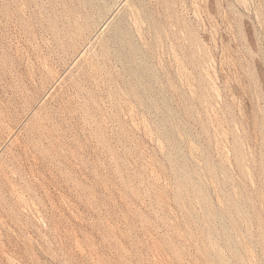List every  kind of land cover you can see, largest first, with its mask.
Here are the masks:
<instances>
[{"label": "rangeland", "instance_id": "374dc122", "mask_svg": "<svg viewBox=\"0 0 264 264\" xmlns=\"http://www.w3.org/2000/svg\"><path fill=\"white\" fill-rule=\"evenodd\" d=\"M75 1L0 0V264H264V0Z\"/></svg>", "mask_w": 264, "mask_h": 264}, {"label": "bare ground", "instance_id": "6f19581e", "mask_svg": "<svg viewBox=\"0 0 264 264\" xmlns=\"http://www.w3.org/2000/svg\"><path fill=\"white\" fill-rule=\"evenodd\" d=\"M67 1H68V0H67ZM76 1H77V2H76ZM76 1H75V2H76L77 4H75V5H74V4L71 5L70 2L68 3V4H70L71 6L68 8V10L66 9L67 11H64V10H63L64 12H66V13L64 14V15H65V19H64V22H63V23H62V20H61V22H60V24H61V23L63 24V25H62V26H63V29L61 28L62 26H61L60 28L63 30V33H65V38H66V40H68L70 43H73L75 40L77 41V37H81V35L84 33L85 29L88 28L87 26H89V24H90V18H91V17H94L93 14L96 13L97 11H101L102 8H104V4L107 2V0H76ZM113 1H114V0H113ZM115 1L118 2L119 0H115ZM121 1H122V0H121ZM126 1H128V0H126ZM131 1H132V0H131ZM137 1H139V0H137ZM145 1H146V0H145ZM257 1H258V0H257ZM148 2H149V1H148ZM163 2H164V1L162 0L161 3H163ZM191 2H192V1H191ZM201 2H202V0H201ZM235 2H236V1H235ZM263 2H264V1H263ZM62 3H63V2H62ZM64 3H66V2L64 1ZM73 3H74V2H73ZM136 3H137V2H136ZM136 3H135V4H136ZM156 3H157V2H156ZM165 3H166V2H165ZM192 3H193V2H192ZM199 3H200V1H199ZM114 4H115V3H114ZM127 4H129V2H128ZM146 4H147V3H146ZM153 4H154V3H153ZM238 4H239V3H238ZM21 5H22V4H21ZM66 5H67V4H65V7H66ZM105 5H106V4H105ZM108 5H109V4H108ZM121 5H122V4H121ZM121 5H120V6H121ZM124 5H125V4H124ZM133 5H134V4H133ZM139 5H140V4H139ZM141 5L143 6V4H141ZM227 5H228V4H227ZM62 6H63V5H62ZM113 6H114V5H113ZM117 6H119V3H118ZM137 6H138V5H136V7H137ZM181 6H182V5H181ZM22 7H23V6H22ZM125 7H126V6H125ZM130 7H132V6L130 5ZM138 7H139V6H138ZM150 7H151V6H150ZM165 7H166V6H165ZM197 7H198V6H197ZM200 7H201V6H200ZM20 8H21V7H20ZM48 8H49V7H48ZM57 8H59V6H58ZM109 8H110V6H109ZM116 8H117V7H116ZM168 8H169V7H168ZM178 8H179V7H178ZM118 9H119V8H118ZM120 9H121V7H120ZM127 9H129V6L127 7ZM134 9H135V8L133 7V11H134ZM137 9H138V8H137ZM161 9H162V8H161ZM54 10H56V9H54ZM103 10H104V9H103ZM107 10H108V9H107ZM107 10H106V11H107ZM112 10H114V9H112ZM131 10H132V8H131ZM143 10H144V9H143ZM63 11H62V12H63ZM121 11H122V10H121ZM125 11H126V10H125ZM133 11H132V12H133ZM136 11H138V10H136ZM141 11H142V9H141ZM162 11H163V9H162ZM181 11H182V10H181ZM196 11H197V10H196ZM202 11H203V10H202ZM56 12H57V11H56ZM62 12H61V13H62ZM108 12H110V11H108ZM122 12H123V11H122ZM143 12H144V11H143ZM169 12H170V11H169ZM169 12H167V13L170 14ZM175 12H176V11H175ZM16 13H17V12H16ZM58 13H59V10H58ZM98 13H99V12H98ZM98 13H97V16H98ZM120 13H121V12H120ZM126 13H128V11H127ZM134 13H135V12H134ZM205 13H206V12H205ZM59 14H60V13H59ZM62 14H63V13H62ZM106 14H107V13H106ZM108 14H109V13H108ZM110 14H111V13H110ZM114 14H115V13H114ZM122 14H123V13H122ZM129 14H130V13H129ZM129 14H128V15H129ZM142 14H145V12L142 13ZM159 14H161V13H159ZM181 14H182V13H181ZM22 15H23V14H22ZM51 15H52V14H51ZM56 15H58V14H56ZM60 15H61V14H60ZM95 15H96V14H95ZM101 15H102V17H99L98 19H101V18L104 17V14L101 13ZM139 15H140V13H139ZM171 15H172V14H171ZM173 15H174V13H173ZM205 15H206V14H205ZM99 16H100V15H99ZM109 16H110V15H109ZM126 16H127V15H126ZM126 16H125V17H126ZM135 16H136V15H135ZM135 16H134V18H136ZM158 16H159V15H158ZM174 16H175V15H174ZM174 16H171V17H174ZM214 16H215V15H214ZM23 17H24V16H23ZM23 17H22V18H23ZM53 17H54V16H53ZM120 17H121V16H120ZM132 17H133V16H132ZM140 17H141V16H140ZM140 17H139V18H140ZM142 17H143V16H142ZM151 17H152V16H151ZM164 17H165V16H164ZM167 17H170V16H167ZM167 17H166V18H167ZM171 17H170V18H171ZM209 17H210V16H209ZM54 18H55V17H54ZM96 18H97V17H96ZM106 18H107V17H106ZM106 18H104V19H106ZM139 18H137V19H139ZM146 18H147V17H146ZM175 18H176V17H175ZM181 18H182V17H181ZM185 18H186V17H185ZM232 18H233V17H232ZM92 19H93V18H91V22L94 21V20H92ZM94 19H95V18H94ZM107 19H108V18H107ZM140 19H141V18H140ZM140 19H139V20H140ZM144 19H145V18H144ZM159 19H161V18H159ZM48 20H49V19H48ZM52 20H53V19H52ZM52 20H51V22H52ZM109 20H111V19H109ZM122 20H123V19H122ZM126 20H127V19H126ZM130 20H131V18H130ZM134 20H135V19H134ZM134 20L132 21L133 23H134ZM147 20H148V19H147ZM151 20H152V19H151ZM169 20L171 21V19H169ZM169 20H168V22H169ZM203 20H204V19H203ZM53 21H54V20H53ZM95 21H96V20H95ZM103 21H105V20H103ZM116 21H117V19H116ZM124 21H125V20H124ZM137 21H138V20H137ZM140 21H141V20H140ZM143 21H144V20H143ZM186 21H187V20H186ZM211 21H212V20H211ZM49 22H50V21H49ZM51 22H50V23H51ZM55 22H56V21H55ZM55 22H54V23H55ZM58 22H59V20H58ZM117 22H119V21H117ZM127 22H128V21H127ZM141 22H142V21H141ZM149 22H150V21H149ZM149 22H147V23H149ZM152 22H154V21H152ZM152 22H150V23H152ZM179 22H180V21H179ZM208 22H209V21H208ZM237 22H238V21H237ZM202 23H203V22H202ZM213 23H214V22H213ZM52 24H53V23H51V25H52ZM93 24H94V23H93ZM95 24H96V23H95ZM103 24H104V23H103ZM103 24H101V25H103ZM108 24H109V23H108ZM108 24H107V25H108ZM112 24H113V23H112ZM124 24H125V23H124ZM138 24H139V23H138ZM138 24H137V25H138ZM140 24H141V23H140ZM142 24H143V23H142ZM154 24H155V23H154ZM170 24H171V23H170ZM190 24H191V23H190ZM215 24H216V22H215ZM236 24H237V23H236ZM51 25H50V26H51ZM97 25H98V24H96V26H97ZM101 25H100V26H101ZM115 25H116V24H115ZM118 25H119V23H118ZM131 25H132V24H131ZM148 25H149V24H148ZM156 25H157V24H156ZM156 25H155V29H156L157 26H158V25H157V26H156ZM200 25H201V24H200ZM59 26H60V25H59ZM111 26H112V25H111ZM123 26H124V25H123ZM134 26H135V25H134ZM143 26H144V25H143ZM150 26H151V24H150ZM164 26H165V25H164ZM209 26H210V25H209ZM216 26H217V24H216ZM89 27H90V26H89ZM112 27H113V26H112ZM125 27H126V26H124V29H125ZM136 27H137V26H136ZM136 27H135V29H136ZM138 27H139V26H138ZM141 27H142V26H141ZM145 27H146V26H145ZM159 27H160V26H159ZM170 27H171V26H170ZM53 28H54V27H53ZM55 28H56V27H55ZM58 28H59V27H58ZM109 28H110V30H111V27H109ZM121 28H122V27H121ZM150 28H151V27H150ZM150 28H147V29H150ZM200 28H201V27H200ZM28 29H29V28H28ZM49 29H50V28H49ZM49 29H48V30H49ZM93 29H94V28H93ZM97 29H99V27H98ZM133 29H134V28H133ZM133 29H132V32H133ZM135 29H134V30H135ZM157 29H159V28H157ZM184 29H185V28H184ZM186 29H187V28H186ZM203 29H204V28H203ZM205 29H206V28H205ZM211 29H212V28H211ZM237 29H238V28H237ZM51 30H52V28H51ZM56 30H57V28H56ZM56 30H55V31L53 30V31L56 32ZM94 30H96V29H94ZM115 30L117 31V29H115ZM126 30H128V29H126ZM129 30L131 31V28H130ZM129 30H128V31H129ZM141 30H142V29H140V31H141ZM153 30H154V29H153ZM188 30H189V29H188ZM209 30H210V29H209ZM58 31H60V29H59ZM90 31H92V30H90ZM98 31H100V30H98ZM111 31H112V30H111ZM116 31H115V32H116ZM122 31H124V30H122ZM136 31H138V30H136ZM140 31H139V33L137 34L138 36H139V34H141V32H142V31H141V32H140ZM148 31H149V30H148ZM158 31H159V30H158ZM161 31H162V30H161ZM167 31H168V30H167ZM185 31H186V30H185ZM218 31H219V30H218ZM235 31H236V30H235ZM49 32H50V31H49ZM51 32H52V31H51ZM61 32H62V31H60L59 33H61ZM86 32H87V30H86ZM92 32H93V31H92ZM95 32H96V31H95ZM124 32H125V31H124ZM126 32H127V31H126ZM143 32H144V31H143ZM151 32H152V31H151ZM154 32H155V31H154ZM173 32H174V31H173ZM181 32H182V31H181ZM190 32H191V31H190ZM230 32H231V31H230ZM40 33H41V32H40ZM59 33H58V34H59ZM87 33H88V32H87ZM90 33H91V32H90ZM118 33H119V27H118ZM128 33H129V32H128ZM135 33H136V32H135ZM148 33H149V32H148ZM194 33H195V32H193V34H194ZM207 33H208V32H207ZM214 33H215V32H214ZM48 34H49V33H48ZM53 34H55V33H52V35H53ZM98 34H100V32H98ZM103 34H104V33H103ZM112 34H114V33H112ZM115 34H116V33H115ZM120 34H121V36H122V33H120ZM125 34H126V33H125ZM132 34H133V33H132ZM132 34H131V35H132ZM145 34H146V32H145ZM160 34H161V32H160ZM189 34H190V33H189ZM191 34H192V33H191ZM205 34H206V33H205ZM32 35H34V34H32ZM56 35H57V34H56ZM63 35H64V34H63ZM84 35H85V34H84ZM89 35H91V34H89ZM92 35H93V34H92ZM147 35H148V34H147ZM166 35H167V34H166ZM183 35H185V34H183ZM186 35H187V34H186ZM210 35H212V34H210ZM42 36H43V35H42ZM50 36H51V35H50ZM58 36H59V35H58ZM58 36H57V37H58ZM97 36H98V35H97ZM108 36H109V35H107V37H108ZM110 36H111V35H110ZM119 36H120V35H119ZM126 36H127V34H126ZM143 36H144V34L142 35V37H143ZM188 36H189V35H188ZM215 36L217 37V35H215ZM111 37H112V36H111ZM116 37H117V36H116ZM116 37H115V38H116ZM122 37H123V36H122ZM129 37H132V36L129 35ZM133 37H134V36H133ZM146 37H147V36H146ZM153 37H154V36H153ZM166 37H167V36H166ZM166 37H165V38H166ZM176 37H177V36H176ZM183 37H184V36H183ZM189 37H191V36H189ZM192 37H193V36H192ZM44 38H45V37H44ZM63 38H64V36H63ZM65 38H64V39H65ZM91 38H92V37H91ZM140 38H141V37H140ZM143 38H144V37H143ZM143 38H142V39H143ZM150 38H151V37H150ZM156 38H157V37H156ZM211 38H213V37H211ZM52 39H55V37L52 38ZM61 39H62V37H61ZM78 39H79V38H78ZM80 39H81V38H80ZM83 39H84V38H83ZM83 39H82V40H83ZM103 39H104V38H103ZM105 39H106V38H105ZM108 39H109V38H108ZM118 39L122 40L121 38H118ZM118 39H116V40H118ZM129 39H130V38H129ZM182 39L184 40L185 38H182ZM191 39H198V37H197V38H196V37H195V38H191ZM206 39H207V38H206ZM82 40H81V42H83ZM87 40H88V39H87ZM101 40H102V39H101ZM109 40H110V39H109ZM116 40H115V41H116ZM137 40H138V39H136V41H137ZM169 40H170V39H169ZM188 40H189V39H188ZM54 41L56 42V41H59V40H54ZM68 41H67V42H68ZM90 41H91V40H90ZM105 41L107 42L108 40H105ZM105 41H104V42H105ZM125 41H126V39H125ZM138 41H139V40H138ZM152 41H153V40H152ZM196 41H197V40H196ZM208 41H209V40H208ZM44 42H45V41H44ZM52 42H53V41H52ZM59 42H60V41H59ZM63 42H64V40H63ZM98 42H100V41H98ZM102 42H103V41H102ZM113 42H114V40H113ZM144 42H147V41H144ZM144 42H143V43H144ZM157 42H158V40H157ZM157 42H156V43H157ZM187 42H188V41H187ZM199 42H201V40L198 41V43H199ZM57 43H58V42H56V44H57ZM60 43H61V42H60ZM90 43H91V42H90ZM108 43H109V42H108ZM115 43H116V42H115ZM122 43H123V41H122ZM122 43H121V44H122ZM126 43H127V42H126ZM129 43H130V42H129ZM158 43H159V42H158ZM174 43H175V42H174ZM183 43H184V42H183ZM201 43H202V42H201ZM48 44H49V43H48ZM64 44H65V42H64ZM64 44H63V46H64ZM73 44H74V43H73ZM76 44H77V43H76ZM76 44H75V45H76ZM81 44H82V43H81ZM84 44H85V43H84ZM98 44L103 45L104 43L102 44V43L100 42V43H98ZM109 44H111V43H109ZM124 44H125V43H124ZM148 44H149V42H148ZM152 44H153V42H152ZM187 44H189V42H188ZM193 44H194V43H193ZM193 44H192V45H193ZM59 45H60V44H59ZM59 45H58V47H59ZM77 45H78V44H77ZM77 45H76V47H77ZM91 45H92V44H90V46H91ZM119 45H120V44H119ZM131 45H132V44H131ZM133 45H134V44H133ZM135 45H136V44H135ZM159 45H160V44H159ZM159 45H158V46H159ZM176 45H177V44H176ZM189 45H190V44H189ZM189 45H188V46H189ZM192 45H191V46H192ZM215 45H216V44H215ZM221 45H222V44H221ZM66 46H67V45H66ZM72 46H74V45H72ZM80 46H81V45H80ZM85 46H86V45H85ZM103 46H104V45H103ZM113 46H114V45H113ZM113 46H112V47H113ZM122 46H123V45H122ZM141 46H143V45H141ZM146 46H147V45H146ZM156 46H157V45H156ZM156 46H155V47H156ZM170 46H171V45L169 44V47H170ZM184 46H186L185 43H184ZM193 46L195 47V45H193ZM198 46H199V45H197V47H198ZM200 46H201V45H200ZM36 47H37V46H36ZM58 47H57V48H58ZM67 47H68V46H67ZM82 47H84V46H82ZM86 47H87V46H86ZM95 47H96V46H95ZM99 47L101 48V46H99ZM99 47H97V48H99ZM131 47H132V46H131ZM133 47H135V46H133ZM138 47H139V46H138ZM144 47H145V46H144ZM172 47H174V46H172ZM172 47H171V48H172ZM177 47H178V46H177ZM179 47H180V46H179ZM189 47H190V46H189ZM201 47H202V46H201ZM50 48H51V47H50ZM55 48H56V47H55ZM63 48H64V47H63ZM69 48H72V47H69ZM87 48H88V47H87ZM103 48H104V47H103ZM106 48H107V46H106ZM110 48H111V47H110ZM125 48H127V47L125 46ZM125 48H124V49H125ZM164 48H165V47H164ZM166 48H167V47H166ZM175 48H176V46H175ZM183 48H184V47H183ZM185 48H186V47H185ZM198 48L201 49L200 47H198ZM203 48H204V47H203ZM209 48H210V47H209ZM209 48H208V49H209ZM32 49H33V48H32ZM35 49H36V48H35ZM79 49H80V48H79ZM90 49H91V48H90ZM120 49H121V48H120ZM124 49H123V50H124ZM129 49H130V46H129V48H128V51H129ZM135 49H136V48H135ZM135 49H134V50H135ZM156 49H158V47H157ZM159 49H160V48H159ZM179 49H180V48H179ZM188 49H189V48H188ZM195 49H196V48H195ZM195 49H194V50H195ZM211 49H212V48H211ZM64 50H65V49H64ZM70 50H71V49H70ZM101 50H102V49H101ZM107 50H108V48H107ZM114 50L116 51V49H114ZM138 50H139V49H138ZM141 50H142V49H141ZM161 50H162V49H161ZM171 50H173V48H172ZM58 51H59V50H58ZM62 51H63V50H62ZM65 51H66V50H65ZM67 51H68V50H67ZM78 51H79V50H78ZM80 51H82V50H80ZM84 51H85V50H84ZM93 51H95V48H94ZM130 51H131V50H130ZM130 51H129V52H130ZM135 51H136V50H135ZM156 51H157V50H156ZM173 51H174V50H173ZM188 51H189V50H188ZM199 51H200V50H198V52H199ZM201 51H202V50H201ZM222 51H223V50H222ZM35 52H36V51H35ZM56 52H57V51H56ZM69 52H70V51H69ZM82 52H83V51H82ZM103 52H104V51H103ZM118 52H119V51H118ZM125 52H126V51H125ZM149 52H151V51H149ZM175 52H176V51H175ZM178 52H179V51H178ZM183 52H184V51H183ZM186 52H187V51H186ZM191 52H192V50H191ZM191 52H190V53H191ZM194 52H195V51H194ZM198 52H196V54H197ZM204 52H205V51H204ZM204 52H203V53H204ZM227 52H228V51H227ZM37 53H38V52H37ZM62 53H63V52H62ZM64 53H65V52H64ZM75 53H76V51H75ZM75 53H74V54H75ZM87 53H88V52H87ZM93 53H94V52H93ZM95 53H96V52H95ZM97 53H99V51H98ZM97 53H96V54H97ZM100 53H101V52H100ZM108 53H109V51H108ZM108 53H107L106 55H108ZM130 53H131V52H130ZM155 53H156V52H155ZM158 53H159V52H158ZM172 53H174V52H172ZM187 53H188V52H187ZM187 53H186V55H187ZM192 53H193V52H192ZM211 53H212V52H211ZM57 54H59V53L57 52ZM71 54H72V53H71ZM84 54H86V52L83 53V55H84ZM103 54H105V52H104ZM132 54H133V53H132ZM144 54H145V53H144ZM175 54H177V53H175ZM175 54H174V56H175ZM178 54H179V53H178ZM45 55H46V53H45ZM64 55H65V54H64ZM83 55H82V57L86 56L87 54L84 55V56H83ZM88 55H89V54H88ZM92 55H93V54L91 53V56H92ZM97 55H99V54H97ZM110 55H111V54H110ZM117 55H118V54H117ZM155 55H156V54H155ZM158 55H159V54H158ZM160 55H161V54H160ZM223 55H224V54H223ZM225 55H226V54H225ZM36 56H37V55H36ZM40 56H41V54H40ZM70 56H72V55H70ZM77 56H78V55H77ZM77 56H75V57H77ZM79 56H80V55H79ZM93 56H94V55H93ZM100 56H101V55H100ZM104 56H105V55H104ZM126 56H127V54H126ZM130 56H132V55H130ZM144 56H145V55H144ZM176 56H177V55H176ZM180 56H181V55H180ZM187 56H188V55H187ZM190 56H191V55H190ZM213 56H214V55H213ZM63 57H65V56H63ZM75 57H74V59H75ZM89 57H90V56H89ZM95 57H96V56H95ZM98 57H99V56H98ZM102 57H103V56H102ZM102 57H101V58H102ZM134 57H135V56H134ZM141 57H142V56H141ZM170 57H171V56H170ZM183 57H185V56H183ZM188 57H189V56H188ZM200 57H201V56H200ZM27 58H28V57H27ZM27 58H26V59H27ZM43 58H44V57H43ZM46 58H47V57H46ZM65 58H66V57H65ZM70 58H71V57H70ZM85 58H86V57H85ZM99 58H100V57H99ZM99 58H98V59H99ZM106 58H107V57H106ZM131 58H132V57H131ZM190 58H191V57H190ZM190 58H189V59H190ZM195 58H198V56L195 57ZM231 58H232V57H231ZM231 58H230V60H231ZM20 59H21V58H20ZM140 59H141V58H140ZM140 59H139V60H140ZM158 59H159V58H158ZM170 59H171V58H170ZM181 59H182V58H181ZM183 59H184V58H183ZM211 59H212V58H211ZM34 60H35V59H34ZM86 60H87V58H86ZM93 60H94V59H93ZM93 60H92V61H93ZM116 60H117V59H116ZM133 60H134V59H133ZM135 60H137V58H136ZM172 60H174V58H173ZM80 61H81V59H80ZM88 61H89V59H88ZM97 61H98V60H97ZM104 61H107V60L104 59ZM108 61H109V59H108ZM137 61H138V60H137ZM137 61H136V63H137ZM158 61H159L158 63L160 64L161 61H160V60H158ZM168 61H169V60H168ZM168 61H167V62H168ZM179 61H180V59L178 60V62H179ZM185 61H186V59H185ZM188 61H190V60H188ZM33 62H34V61H33ZM75 62H76V61H75ZM83 62H84V60H83ZM85 62H86V61H85ZM89 62H90V61H89ZM89 62H88V63H89ZM100 62H101V61H100ZM116 62H118V60H117ZM129 62H130V61H129ZM134 62H135V61H134ZM138 62H139V61H138ZM143 62H144V61H143ZM170 62H171V60H170ZM178 62H176V60H175V63H174V62H173V63L176 64V63H178ZM182 62H183V61H182ZM190 62H191V61H190ZM190 62H188V63H190ZM192 62H194V60H192ZM5 63H6V62H5ZM45 63H47V62H45ZM70 63H71V62H70ZM72 63H73V62H72ZM80 63H81V62H80ZM86 63H87V62H86ZM92 63H93V62H91V63H89V64L91 65ZM102 63H103V62H102ZM171 63H172V62H171ZM180 63H181V61H180ZM42 64H43V63H42ZM47 64H48V63H47ZM75 64H76V63H75ZM97 64H99V63H97ZM129 64H130V63H129ZM137 64H138V63H137ZM161 64H162V63H161ZM204 64H205V63H204ZM209 64H210V63H209ZM20 65H21V64H20ZM55 65H56V63H55ZM85 65H86V64H85ZM101 65H102V64H101ZM121 65H122V64H121ZM165 65H166V64H165ZM165 65H164V66H165ZM167 65H168V64H167ZM176 65L179 66L178 64H176ZM185 65H187V64H185ZM5 66H6V65H5ZM10 66H11V65H10ZM42 66H43V65H42ZM77 66H78V65H77ZM83 66H84V65H83ZM87 66H88V65H87ZM87 66H86V67H87ZM93 66H94V63H93ZM139 66H140V65H139ZM142 66H143V65H142ZM161 66L163 67V65H161ZM171 66H172V65H171ZM174 66H175V65H174ZM174 66H173V68H174ZM181 66H182V64H181ZM195 66H196V65H195ZM31 67H32V66H31ZM39 67H40V66H39ZM79 67H80V66H79ZM79 67H78V68H79ZM81 67H82V66H81ZM84 67H85V66H84ZM112 67H114V66H112ZM119 67H120V66H119ZM124 67H125V66H124ZM144 67H145V66H144ZM169 67H170V66H169ZM183 67H184V66H183ZM183 67H181V68H183ZM191 67H192V66H191ZM46 68H47V67H46ZM51 68H52V67H51ZM71 68H72V67H71ZM91 68H94V67L90 66V69H91ZM95 68H96V67H95ZM165 68L167 69V67H165ZM171 68H172V67H171ZM178 68H179V67H178ZM192 68H193V67H192ZM194 68H196V67H194ZM82 69H84V68L82 67ZM87 69H88V68H87ZM123 69H124V68H123ZM130 69H131V67H130ZM140 69H141V67H140ZM166 69H165V70H166ZM168 69H169V68H168ZM168 69H167V70H168ZM176 69H177V68H176ZM176 69H175V70H176ZM183 69H184V68H183ZM183 69H181V70H183ZM186 69H188V68H186ZM206 69H207V68H206ZM35 70H36V69H35ZM37 70H39V69H37ZM44 70H45V69H44ZM44 70H43V71H44ZM50 70H52V69H50ZM84 70H85V69H84ZM84 70H83V71H84ZM88 70H89V69H88ZM93 70H94V69H93ZM98 70H99V69H98ZM109 70H110V69H109ZM146 70H147V69H146ZM153 70H155V69H153ZM158 70H159V69H158ZM163 70H164V68H163ZM179 70H180V69H179ZM181 70H180V72H181ZM184 70H185V69H184ZM184 70H183V71H184ZM212 70H214V69L211 68V71H212ZM40 71H42L41 68H40ZM83 71L81 70V72H83ZM123 71H124V70H123ZM143 71H144V70H143ZM183 71H182V72H183ZM191 71H194V69H193V70L191 69ZM191 71L189 70L188 72L190 73ZM30 72H31V71H30ZM33 72H34V71H33ZM48 72H49V71H48ZM48 72H46V74H47ZM54 72H55V71H54ZM54 72H53V73H54ZM84 72H88V71L85 70ZM84 72H83V73H84ZM94 72H95V71H94ZM127 72H128V71H127ZM144 72H145V71H144ZM170 72H171V71H170ZM177 72H179V71H177ZM177 72L175 71L174 74H178ZM180 72H179V73H180ZM185 72H186V71H185ZM31 73H32V72H31ZM38 73H39V72H38ZM78 73H79V72H78ZM149 73H150V72H149ZM189 73H188V74H189ZM191 73H192V72H191ZM213 73H214V72H213ZM5 74H6V73H5ZM21 74H22V73H21ZM23 74H24V73H23ZM35 74H36V73H35ZM46 74H45V75H46ZM48 74H50V72H49ZM48 74H47V75H48ZM62 74H63V73H62ZM62 74H60V75H62ZM86 74H87V73H86ZM126 74H127V73H126ZM134 74H136V73H134ZM134 74H133V75H134ZM166 74H167V72L165 73V75H166ZM168 74H170V73H168ZM171 74H172V73H171ZM33 75H34V74H33ZM60 75H59V76H60ZM78 75H79V74H78ZM78 75H77V76H78ZM83 75H84V74H83ZM96 75H97V74H96ZM111 75H112V74H111ZM121 75H122V74H121ZM147 75H148V74H147ZM184 75H185V74L183 73V76H184ZM186 75H187V74H186ZM186 75H185V76H186ZM81 76H82V75H81ZM81 76H80V77H81ZM84 76H85V75H84ZM84 76H83V77H84ZM89 76H90V74H89ZM89 76H87V77H89ZM92 76H93V75H92ZM94 76H95V75H94ZM94 76H93V78H94ZM107 76H108V75H107ZM145 76H146V75H145ZM152 76H153V75H152ZM167 76H169V75H167ZM178 76H179V75H178ZM178 76H177V77H178ZM188 76H189V75H188ZM190 76H192V75H190ZM29 77H30V76H29ZM34 77H35V76H34ZM49 77H50V76H49ZM62 77H63V76H62ZM113 77H114V76H113ZM165 77H166V76H165ZM169 77H170V76H169ZM169 77H168V78H169ZM171 77H172V76H171ZM181 77H182V75H181ZM186 77H187V76H186ZM210 77H211V76H210ZM40 78H41V75H40ZM43 78H44V77H43ZM52 78H53V77H52ZM81 78H82V77H81ZM85 78H86V77H85ZM99 78H100V77H99ZM105 78H106V77H105ZM146 78H147V76H146ZM166 78H167V77H166ZM178 78H179V77H178ZM178 78H177V81H178ZM187 78H188V77H187ZM44 79H45V78H44ZM44 79H43V82L45 83ZM46 79H47V78H46ZM46 79H45V80H46ZM109 79H110V78H109ZM115 79H116V78H115ZM138 79H139V78H138ZM174 79H175V78H174ZM180 79H181V78H180ZM184 79H185V77H184ZM17 80H18V79H17ZM39 80H40V79H39ZM96 80H97V79H96ZM112 80H113V79H112ZM141 80H142V79H141ZM167 80H168V79H167ZM172 80H173V79H172ZM172 80H171V81H172ZM182 80H183V79H182ZM31 81H32V80H31ZM46 81H47V80H46ZM120 81H121V80H120ZM128 81H129V80H128ZM144 81H145V80H144ZM177 81H176V82H177ZM206 81H207V79H206ZM208 81H209V80H208ZM210 81H211V80H210ZM20 82H21V81H20ZM57 82H58V81H57ZM64 82H65V81H64ZM85 82H86V81H85ZM97 82H98V81H97ZM106 82H107V81H106ZM147 82H148V81H147ZM167 82H170V81H167ZM180 82H181V81H180ZM187 82H188V80H187ZM187 82H186V83H187ZM17 83H18V82H17ZM39 83H40V82H39ZM44 83H43V84H44ZM83 83H84V82H83ZM124 83H125V82H124ZM143 83H144V82H143ZM149 83H150V81H149ZM173 83H174V82H173ZM181 83H182V82H181ZM190 83H191V82H190ZM207 83H209V82H207ZM212 83H213V82H212ZM13 84H14V83H13ZM41 84H42V82H41ZM45 84H46V83H45ZM48 84H49V83H48ZM103 84H104V83H103ZM122 84H123V83H122ZM171 84H172V83H171ZM16 85H17V84H16ZM19 85H20V84H19ZM34 85H35V84H34ZM98 85H99V83H98ZM128 85H129V84H128ZM149 85H150V84H149ZM157 85H158V84H157ZM169 85H170V83H169ZM190 85H192V84H190ZM213 85H214V84H213ZM17 86H18V85H17ZM42 86H43V85H42ZM104 86H105V85H104ZM116 86H117V85H116ZM142 86H143V85H142ZM165 86H166V85H165ZM165 86H164V87H165ZM170 86H172V85H170ZM174 87H175V86H174ZM52 88H54V86H53ZM82 88H83V87H82ZM98 88H99V87H98ZM216 88H217V87H216ZM13 89H14V88H13ZM33 89H34V88H33ZM47 89H48V88H47ZM64 89H65V88H64ZM133 89H134V88H133ZM133 89H132V91H133ZM138 89H140V88H138ZM164 89H165V88H164ZM189 89H190V88H189ZM212 89H213V88H212ZM29 90H30V89H29ZM55 90H56V89H55ZM109 90H110V89H109ZM116 90H117V89H116ZM134 90H135V89H134ZM156 90H157V89H156ZM215 90H216V89H215ZM217 90H218V89H217ZM11 91H12V90H11ZM11 91H10V92H11ZM26 91H27V88H26ZM30 91H31V90H30ZM50 91H51V90H50ZM130 91H131V90H130ZM205 91H207V90H205ZM211 91H212V90H211ZM27 92H29V91H27ZM27 92H26V93H27ZM91 92H92V91H91ZM110 92H111V91H110ZM180 92H181V91H180ZM26 93H24V94H26ZM51 93H52V92H51ZM174 93H175V92H174ZM177 93H178V92H177ZM217 93H218V92H217ZM22 94H23V93H22ZM44 94H45V93H44ZM82 94H83V93H82ZM158 94H159V93H158ZM207 94H208V93H207ZM31 95H32V94H31ZM97 95H98V94H97ZM117 95H118V94H117ZM161 95H162V94H161ZM192 95H193V94H192ZM22 96H23V95H22ZM40 96H41V95H40ZM71 96H72V95H71ZM74 96H75V95H74ZM87 96H88V95H87ZM112 96H113V95H112ZM120 96H121V95H120ZM131 96H132V95H131ZM208 96H209V95H208ZM52 97H53V94H52ZM67 97H68V96H67ZM110 97H111V96H110ZM153 97H154V96H153ZM162 97H163V96H162ZM209 97H210V96H209ZM24 98H25V96H23L22 99L24 100ZM71 98H72V97H71ZM91 98H92V97H91ZM163 98H164V97H163ZM169 98H170V97H169ZM60 99H61V98H60ZM66 99H67V98H66ZM107 99H108V98H107ZM110 99H111V98H110ZM112 99H113V98H112ZM145 99H147V98H145ZM194 99H195V98H194ZM201 99H202V98H201ZM149 100H150V99H149ZM211 100H212V98H211ZM69 101H70V100H69ZM93 101H94V100H93ZM109 101H110V100H109ZM124 101H125V100H124ZM143 101H144V100H143ZM162 101H163V100H162ZM162 101H161V102H162ZM56 102H57V101H56ZM95 102H96V101H95ZM150 102H151V101H150ZM154 102H155V101H154ZM158 102H159V101H158ZM25 103H27V102L25 101ZM141 103H143V102H141ZM210 103H211V102H210ZM37 104H38V103H37ZM43 104H44V102H43ZM109 104H111V102H110ZM151 104H152V103H151ZM158 104H159V103H158ZM206 104H208V103L206 102ZM214 104H215V103H214ZM131 105H132V104H131ZM139 105H141V104H139ZM143 105H144V103H143ZM154 105H155V104H154ZM33 106H34V105H33ZM87 106H88V105H87ZM118 106H119V105H118ZM126 106H128V105H126ZM145 107H146V106H145ZM205 107H206V106H205ZM35 108H36V107H35ZM40 108H41V107H40ZM86 108H87V107H86ZM214 108H215V107H214ZM214 108H213V109H214ZM23 109H24V108H23ZM48 109H50V108H48ZM119 109H120V108H119ZM158 109H159V108H158ZM158 109H157V110H158ZM205 109H206V108H205ZM205 109H204V110H205ZM211 109H212V108H211ZM31 110H32V109H31ZM33 110H34V109H33ZM88 110H89V109H88ZM19 111H20V110H19ZM37 111H38V110H37ZM37 111H36V112H37ZM31 112H32V111H31ZM130 112H131V111H130ZM43 113H45V112H43ZM113 113H114V112H113ZM141 113H142V112H141ZM16 114H17V113H16ZM115 114H116V113H115ZM123 114H124V113H123ZM214 114H215V113H214ZM36 115H37V114H36ZM36 115H35V116H36ZM124 115H125V114H124ZM132 115H133V114H132ZM141 115H142V114H141ZM37 116H38V115H37ZM44 116H45V115H44ZM33 117H34V116H33ZM49 117H50V116H49ZM100 118H101V117H100ZM145 118H146V117H145ZM216 118H217V117H216ZM4 119H5V118H4ZM102 120H103V119H102ZM131 120H132V119H131ZM140 120H141V119H140ZM216 120H217V119H216ZM138 121H139V120H138ZM218 121H219V120H218ZM1 122H2V121H1ZM38 122H39V121H38ZM138 123H139V122H138ZM143 123H144V122H143ZM217 123H218V122H217ZM42 124H43V123H42ZM132 124H133V123H132ZM210 124H211V123H210ZM44 125H45V124H44ZM152 125H153V124H152ZM135 126H136V125H135ZM148 126H149V125H148ZM7 127H8V126H7ZM143 127H144V126H143ZM144 128H145V127H144ZM8 129H9V128H8ZM122 129H123V128H122ZM138 129H139V128H138ZM5 130H6V129H5ZM32 130H33V129H32ZM149 130H151V129H149ZM36 131H37V130H36ZM144 131H145V129H144ZM146 131H147V129H146ZM151 131H152V130H151ZM147 134H148V133H147ZM2 135H3V134H2ZM239 138H240V137H239ZM233 142H234V141H233ZM236 146H237V145H236ZM8 148H9V147H8ZM9 149H10V148H9ZM236 151H237V150H236ZM9 155H10V154H9ZM14 155H15V154H14ZM14 157H15V156H14ZM234 157H235V156H234ZM3 160H4V159H3ZM238 162H239V161H238ZM6 175H7V174H6ZM2 180H3V179H2ZM13 185H14V184H13ZM5 186H6V184H5ZM12 188H13V187H12ZM13 189H14V188H13ZM12 193H13V192H12ZM19 197H20V196H19ZM19 197H18V198H19ZM8 198H9V197H8ZM16 198H17V197H16ZM4 199H5V198H4ZM4 199H3V200H4ZM26 202H27V201H26ZM12 204H13V203H12ZM19 204H20V203H19ZM26 205H27V204H26ZM12 207H13V206H12ZM239 210H240V209H239ZM209 211H210V210H209ZM204 216H205V215H204ZM208 218H209V217H208ZM233 225H235V224L233 223ZM235 227H237V226L235 225ZM263 228H264V227H263ZM8 259H9V258H8ZM10 262H11V261H10Z\"/></svg>", "mask_w": 264, "mask_h": 264}]
</instances>
